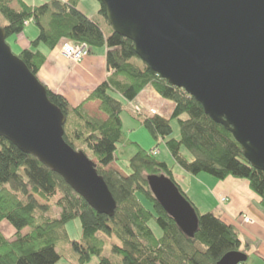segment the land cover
Listing matches in <instances>:
<instances>
[{
    "label": "trees",
    "instance_id": "obj_1",
    "mask_svg": "<svg viewBox=\"0 0 264 264\" xmlns=\"http://www.w3.org/2000/svg\"><path fill=\"white\" fill-rule=\"evenodd\" d=\"M79 2L50 0L32 5L26 0H0V15L6 21L2 26L6 39L23 33L31 23L37 27V36L16 54L36 76L46 59L42 47L53 50L65 41L84 44L89 53L105 47L111 73L86 99L99 102L105 119L90 116L82 104L73 106L64 95L42 84L49 100L66 115L64 140L95 159L96 170L116 201L114 214L94 210L60 175L0 137V222L6 221L13 230L9 236L0 231V264H55L61 257L56 250L61 242L72 245L79 264L92 255L97 257L96 264H113L103 254L106 239L100 235L115 238L111 252L121 264H217L227 252L242 250L237 227L211 210L201 212L175 180L172 168L151 151L137 146L126 175L110 167L117 146L126 143L124 105L152 87L174 107L169 117H141L143 125L154 139L165 142L176 164L191 175L245 179L264 211V171L246 160L232 133L213 121L195 98L151 70L135 54L132 41L111 29L99 1L97 12L106 20L107 32L79 8ZM173 120L179 128L177 137L172 136ZM148 175L170 178L190 201L198 218L193 236L185 234L154 197ZM76 219L81 227L79 240L71 239L66 230V224Z\"/></svg>",
    "mask_w": 264,
    "mask_h": 264
},
{
    "label": "water",
    "instance_id": "obj_2",
    "mask_svg": "<svg viewBox=\"0 0 264 264\" xmlns=\"http://www.w3.org/2000/svg\"><path fill=\"white\" fill-rule=\"evenodd\" d=\"M111 29L161 78L197 100L230 131L242 154L264 171V0H98ZM66 115L14 54L0 25V137L60 175L94 210L112 216L116 201L95 163L63 138ZM151 192L188 236L194 207L164 175ZM247 260L242 251L217 264Z\"/></svg>",
    "mask_w": 264,
    "mask_h": 264
},
{
    "label": "crops",
    "instance_id": "obj_3",
    "mask_svg": "<svg viewBox=\"0 0 264 264\" xmlns=\"http://www.w3.org/2000/svg\"><path fill=\"white\" fill-rule=\"evenodd\" d=\"M26 1L32 5H38L50 0ZM60 1L68 2L69 0ZM80 3L79 8L81 9ZM81 10L83 11V9ZM35 29L32 30V36L38 34V29ZM32 38L24 32L16 36L14 44L21 50L29 46L28 41ZM58 48L59 46L45 52L46 59L38 71V79L48 89L68 98L71 105H78L82 101L86 102L91 92L111 73L106 66L105 47L93 50L78 65L72 64L61 55ZM132 103L142 106L143 114L139 117H149L156 114L169 117L174 107L173 102L160 97L152 87H146L142 90ZM98 104L97 101H89L84 107L89 109L94 106L95 111L93 113L97 114L98 117H103L98 114L100 113L97 110ZM176 167L182 173L183 178L182 180L177 179L173 171L174 178L189 198L193 189L199 190L201 194L202 191L206 192L207 201L212 206V208L208 207V210L237 227L241 239V248L247 254L245 264H264V211L259 206L258 196L249 189L248 182L234 177L219 180L205 173L191 175L180 166L177 165ZM124 174L126 175V173ZM204 185L205 187H203ZM223 199L226 201L221 202ZM241 214L250 216L253 220L252 223L242 226L239 222ZM0 231L8 236L13 232L6 221L0 222Z\"/></svg>",
    "mask_w": 264,
    "mask_h": 264
},
{
    "label": "rangeland",
    "instance_id": "obj_4",
    "mask_svg": "<svg viewBox=\"0 0 264 264\" xmlns=\"http://www.w3.org/2000/svg\"><path fill=\"white\" fill-rule=\"evenodd\" d=\"M80 2H81L80 7H81V9H83V11L86 12V15H88L92 19H94L103 28V30L107 32L109 30V28H108V25L106 23V20L104 19L103 16L99 15L97 12L99 7H100L98 0H80ZM5 23H6V21L0 15V25L3 26V25H5ZM35 28H37L35 26V24L31 23L30 26H26L24 28L23 33L25 32V34L27 36L29 35V37L34 38V37H36L37 34L36 35L33 34V36H32V30L33 31L36 30ZM16 36L17 35L11 36V37H8L6 39V42L8 43V45L10 46V48L14 54H18L19 49H20V48L16 47V45L14 44V39L16 38ZM60 48H61V46L58 48L59 52L61 55H63ZM42 50H44V52L48 51V49H46L44 47H42ZM65 58L67 60H69L70 62H72V64H74V65L81 64V62H82V61L76 62V61H74L70 58H67V57H65ZM84 102L85 101H82L80 103V104H82L84 111H86L90 116H96L97 114L93 113L95 111V107L91 106V108L88 107L89 109H87L86 107H84V105L89 101H86L85 103ZM80 104H78V105H80ZM78 105H73V106H78ZM138 107H139V105L135 104V103L134 104L131 103V105H129L127 103L124 105V108L121 112V119H122V132L124 135V139L126 140V143L123 145L120 144L119 146H117V149L115 152L116 158H115L114 162H112L110 164V167L116 169L122 175L124 173L127 174V172H128V168H127L128 160L135 153L137 146H139L142 149H145L147 151L157 150L158 152H157V154H155V157L159 161H163V162L167 163L172 168V170L174 171L176 178L179 180H182V178H183L182 173L178 171V169L176 167L177 164L174 161L173 157L171 156L170 152L168 151V149L165 145V142L162 141L160 138L154 139L151 136V134L149 133V131L146 129V127L143 125V119L141 117L137 116V113L143 112L142 108H138ZM97 110H98V112H100L98 114L100 116H103V117H99V118L105 119L106 116L104 113H102L100 111L99 104H98ZM96 117H98V116H96ZM171 126L173 129L172 136L177 137L179 135V128H178L177 122L175 120H173L171 122ZM88 154H89L90 159L93 160V162H95V159H93L91 157V153L88 152ZM238 180H241V179H238ZM203 187H205V185ZM206 188H207V185H206ZM208 191H210V190H208ZM202 194L200 193L199 190L193 189V191L191 192L190 198L195 203V205L198 206V209L201 212H206L208 210V207L212 208V206H210L211 204L209 203V201H207V198L205 196V194H207V193L206 192L204 193L202 191ZM140 196H142V195H140ZM142 199H143L144 204L147 207H150L149 202L145 201L144 197H142ZM224 201H226V200L225 199L221 200V202H224ZM40 202H41V200H40ZM56 212H57V209L53 208L52 213L56 214ZM245 217L246 216H244V215L242 216V214L239 216V219H240L239 222L242 226L247 225L249 223H252V221H253L251 219V217H249L251 220L245 221ZM236 222H238V221H236ZM150 225L155 230L156 233H159V229L157 228V226L155 225V222L153 220L150 221ZM66 230H67V233L71 239L79 240L81 237V227H80L79 219L68 222L66 224ZM100 236L106 239L105 244H104L103 254L108 256L112 260L113 264H121L120 257L117 255H114L111 252V243L116 241L115 238L114 237H104L102 235H100ZM56 250L58 251V253H60L61 257L55 264H79L78 263V254L74 251L72 245L69 242L59 243L56 246ZM240 251L246 253L243 249ZM96 262H97V257L95 255H92L90 260L88 262H85L84 264H96ZM245 263H246V261L243 263H239V264H245Z\"/></svg>",
    "mask_w": 264,
    "mask_h": 264
},
{
    "label": "built area",
    "instance_id": "obj_5",
    "mask_svg": "<svg viewBox=\"0 0 264 264\" xmlns=\"http://www.w3.org/2000/svg\"><path fill=\"white\" fill-rule=\"evenodd\" d=\"M27 24V22L25 23ZM62 54L76 62L82 61L88 54V48L84 44H74L72 42L66 41L61 45ZM154 153L156 151H153ZM246 216V215H244ZM251 220L249 217H245V221Z\"/></svg>",
    "mask_w": 264,
    "mask_h": 264
},
{
    "label": "bare ground",
    "instance_id": "obj_6",
    "mask_svg": "<svg viewBox=\"0 0 264 264\" xmlns=\"http://www.w3.org/2000/svg\"><path fill=\"white\" fill-rule=\"evenodd\" d=\"M188 198V197H187Z\"/></svg>",
    "mask_w": 264,
    "mask_h": 264
}]
</instances>
